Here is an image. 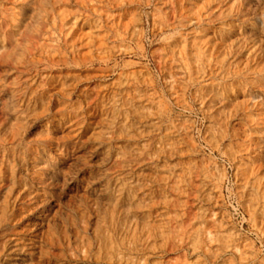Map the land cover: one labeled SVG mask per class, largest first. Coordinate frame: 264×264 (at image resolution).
Listing matches in <instances>:
<instances>
[{"label": "rangeland", "instance_id": "obj_1", "mask_svg": "<svg viewBox=\"0 0 264 264\" xmlns=\"http://www.w3.org/2000/svg\"><path fill=\"white\" fill-rule=\"evenodd\" d=\"M33 1L0 0V264H264V0ZM59 10L86 60L41 55Z\"/></svg>", "mask_w": 264, "mask_h": 264}, {"label": "bare ground", "instance_id": "obj_2", "mask_svg": "<svg viewBox=\"0 0 264 264\" xmlns=\"http://www.w3.org/2000/svg\"><path fill=\"white\" fill-rule=\"evenodd\" d=\"M27 1L29 3L34 2L33 0H27ZM37 2H38V0H37ZM62 9H64V8H62ZM95 10H97V9L95 8ZM57 13H58L57 15L60 18V23H61L60 29L57 30L54 28L50 31L46 30L45 32L40 33V35L43 38H46L50 43L49 45L42 46L41 55L44 56L43 58L45 59V61L50 62V63L56 62L58 59L60 62L66 61L65 59H67V53H70L74 60L80 59V58L83 60H86L87 59L86 57L80 56V52H81L80 49H82V47H84L85 45H87L89 47L95 46L97 43L96 37L91 32L77 33V30H76L77 22L75 20L73 21V19H69V17L65 13V11L63 12V11L59 10ZM38 17H39V15H38ZM27 24H28V21H27ZM85 25H83V27H86ZM81 29H82V27H81ZM90 31H92V30H90ZM97 32L98 31L96 30L95 33H97ZM99 43H100V41H99ZM35 46H36V44H35ZM33 55H34V53H33ZM71 55H70V57H71ZM31 58H33V57H31Z\"/></svg>", "mask_w": 264, "mask_h": 264}]
</instances>
